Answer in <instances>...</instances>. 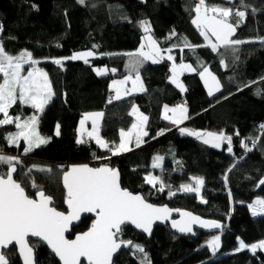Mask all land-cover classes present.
<instances>
[{
  "label": "trees",
  "instance_id": "16d2710c",
  "mask_svg": "<svg viewBox=\"0 0 264 264\" xmlns=\"http://www.w3.org/2000/svg\"><path fill=\"white\" fill-rule=\"evenodd\" d=\"M206 2L245 11L246 17L233 39L251 42L234 46L235 51L220 48L213 52L210 47L200 46L181 52L175 47L170 54L175 63L192 64L197 72L202 70L198 61L209 67L220 80L221 91L209 96L197 72H185L180 79L186 91L181 92L170 81L173 62L166 59L169 53L163 52L165 59L161 62L144 61L139 67L144 91L108 103L111 81L130 74L131 58L125 53L137 51L142 43L140 21L149 22L150 32L162 50L183 46L184 38L192 45L206 44L191 23L195 0H0V41L5 50L10 54L28 50L42 59L39 64L48 73L54 93L44 111L38 113L39 131L51 140L25 155L23 142L20 146L10 145L6 139L7 130L14 126L3 125L0 149L19 157L15 179L23 182L26 192L35 197L37 189L31 181L42 183L41 189L54 198L60 211L67 209L63 171L72 163H89L119 169L122 186L153 203L189 209L225 224L222 232L196 231L195 237L174 233L169 226L157 227L150 238L127 226L121 239L141 245L151 264H264V251L258 250L255 255L247 248L236 251L237 238L249 245L264 240V215L253 216L248 207L256 197H264V185L258 184L264 178V130L260 128L264 125V43L259 39L264 38V0H243V4L241 0ZM231 22L235 23V18ZM173 32L175 36L169 39ZM93 45L98 47L93 49ZM83 50L96 53L88 64L65 60L61 67L51 62ZM103 67L109 69L108 73L97 75L94 69ZM113 68L115 73L110 71ZM181 103H186L191 117L187 122L177 126L162 118L164 105ZM133 105L149 118L143 145L112 155L99 146L77 143L80 116L103 110L101 135L105 141L118 144L120 131L129 130L135 121L129 114ZM36 111L19 102L10 108L11 113L22 116ZM183 127L222 130L233 137V152L227 151V143L214 148L195 136L182 135L179 128ZM161 130L164 134L158 135ZM252 140L257 141L255 146ZM241 141L252 150L246 151ZM156 155L164 157L160 168L152 167ZM6 171L7 166L0 165V172ZM149 174L161 178L166 185L163 192L158 190L159 185L146 183ZM192 177H203L201 197L207 203H202L196 193L179 190ZM167 186L174 195H169ZM93 220L92 216L83 218L70 237L86 231ZM212 235L221 236V247L215 254L206 244ZM35 249L37 264H60L43 243L38 242ZM6 252L9 264H22L15 247ZM143 256L130 246L121 251L114 264H140Z\"/></svg>",
  "mask_w": 264,
  "mask_h": 264
},
{
  "label": "snow or ice",
  "instance_id": "6c2138e0",
  "mask_svg": "<svg viewBox=\"0 0 264 264\" xmlns=\"http://www.w3.org/2000/svg\"><path fill=\"white\" fill-rule=\"evenodd\" d=\"M84 3V0H79ZM243 4V0H241ZM192 11L195 13L191 23L197 28L199 34L206 42L205 45H192L183 39L182 45H173L172 48L161 49L158 42L150 34L151 28L147 20L139 22L140 27L145 33L144 41L140 48L135 52L125 53L131 59L128 64L129 75L122 80H113L110 89L115 95L109 99L108 103L113 100H120L124 95H130L135 91H144V86L139 74V67L144 61L159 63L165 56L163 52L169 53L167 60L172 61L170 81L181 92L186 91L180 76L185 72H197V68L192 64L181 62L175 63V58L170 54L175 47H180L183 52L184 48L195 49L200 46L210 47L213 52H218L220 48L231 49L235 51L237 45L248 43L240 39H232L237 28L246 17L245 11L233 10L231 7H220L210 5L206 0H196ZM255 11V10H254ZM235 18V23L231 22ZM3 31V25L0 24V32ZM175 36L173 32L169 39ZM213 38L215 42H213ZM264 43V38H259ZM98 47L93 45V49ZM147 49V50H146ZM93 50L75 52L70 57L54 58L52 63L63 66L65 60H82L88 64L90 57H95ZM41 61L33 58L30 51H21L18 55L9 54L0 41V113L3 119H0V126L15 124L18 131L8 133L6 139L10 145H19L23 140L26 144L24 154L32 152L35 148L45 145L49 138L42 136L38 130L39 117L32 115L25 120L21 116L12 117L9 115V109L19 102L22 105H28L42 113L45 106L49 103L54 95L52 84L49 80L48 73L42 68L37 67ZM224 61L221 60V64ZM25 65L28 69L25 74ZM198 66L202 69L197 74L203 81L207 94L213 96L220 92L222 84L214 75L209 67L198 61ZM97 75H105L109 69L106 67L95 68ZM115 73L116 69L110 70ZM132 73H135L133 78ZM131 81L132 87L129 89L126 85ZM251 84L245 85L250 87ZM171 113V115H169ZM136 117V122L131 125L128 131H120V141L109 147V143L101 138L99 122L103 118V112L85 113L80 120V128L77 143H84V137L95 140L100 148L108 149L112 155H118L122 152L131 151L130 144L135 142V147H140L144 143L143 137L148 136L145 130L148 116L140 113L138 108L133 105L129 113ZM162 118L173 125L179 126L185 120L190 119L186 103L177 104L174 107L164 105ZM91 121V130L85 125ZM260 128L264 130V125ZM182 135L195 136L203 141L204 144H210L214 148H220L223 143H227V151L233 152L231 135L224 131H196L187 127L179 128ZM161 130L158 135H163ZM56 135H60L59 125L56 126ZM235 135H239L237 131ZM256 140H252L255 146ZM241 146L246 151L252 148L247 143L241 141ZM164 160L163 156H156L153 159V168H160ZM21 161L19 157L10 156L3 153L0 149V165H6L7 171L0 172V264H9L8 253L5 251L10 246L18 247L19 256L23 264H35L34 248L38 242H45L51 250L59 257L62 264H83L82 258L87 264H113V256L121 247L135 249L136 252L144 253L140 264H151L144 248L139 244H133L131 240L121 239L124 229L132 225L136 229L142 230L149 235L152 234L153 225L157 222H164L171 218L173 211L178 212L180 219H172L171 226L181 233H193V225H198L204 229H221L223 225L216 220L202 219L188 211L180 209H170L167 206L157 207L145 199L139 193L134 194L127 188L121 187L120 174L115 168L104 165L101 167H90L87 164L72 165L63 171V187L65 189L64 203L67 205L66 211H59L54 206L53 198L46 195L33 181L32 187L37 189L33 198L28 194L23 186V182L14 179L13 174L17 172V165ZM179 163V162H177ZM33 165V168H36ZM235 167V165H233ZM39 171H51L50 169L39 168ZM29 173L32 171L30 168ZM231 171V169H229ZM227 175L224 180L227 183ZM194 183L182 184L180 191L185 193L200 194L204 185L203 177H192ZM147 184L156 187L163 192L166 185L158 176L148 175L145 177ZM259 185H264V178L260 179ZM169 187V195H174ZM231 195V193H229ZM202 203H207L201 197ZM248 207L252 215H264V199H256ZM82 214H94L95 219L92 221L90 228L74 239H68L66 233L73 227L74 221H80ZM31 238H37L35 241ZM239 246L236 251L244 249L250 250L253 255L258 250L264 251V240L246 244L239 239ZM207 247L213 254L221 247V236L212 235L206 241Z\"/></svg>",
  "mask_w": 264,
  "mask_h": 264
},
{
  "label": "water",
  "instance_id": "95a60500",
  "mask_svg": "<svg viewBox=\"0 0 264 264\" xmlns=\"http://www.w3.org/2000/svg\"><path fill=\"white\" fill-rule=\"evenodd\" d=\"M83 164H87V165L90 166V167H101V166H104V165H101V166H92V165L89 164V163H72V164L69 165V167L72 166V165H83ZM115 169H117V168H115ZM117 170L119 171V169H117ZM119 174H120V171H119ZM13 177H14V179H15V173L13 174ZM62 180H63V179H62ZM120 183H121V174H120ZM259 186H261V185H259ZM121 187H123L122 184H121ZM123 188H124V187H123ZM128 190H129V189H128ZM129 191H130V190H129ZM131 192H132V191H131ZM133 193H134V194H137V193H135V192H133ZM139 194H141V193H139ZM46 195H47V194H46ZM141 195H142V194H141ZM33 198H36V196L33 197ZM52 198H53V197H52ZM145 199H146V198H145ZM146 200H147V199H146ZM53 202H54V206H55V200H54V198H53ZM147 202H149V203H151V204H153V205H155V206H157V207H160V206H167V207H169L170 209H180V208H172V207H170V206H168V205H163V204L153 203V202H151V201H149V200H147ZM180 210H181V211H188V212H191V213H193L194 215L200 216L202 219H209V218H204V217H202L201 215H199V214H197V213H195V212H193L192 210H189V209H180ZM59 211H60V210H59ZM88 216H92V217L95 219L94 214H82V218H81V220H80V221H74V222H73V227L70 229V231H69L68 233H66V237H67L68 239H74L75 236H76L77 234L82 233V232H80V233L75 234L73 237H70V236L72 235V233H73L74 228L77 227V226L81 223V221H82L83 218L88 217ZM172 219H180L179 213L173 211L172 216H171V218H170L169 220L164 221V222L157 221V222L153 225V229H152V234H151V235H149V234H147V233H144V232H143L142 230H140V229H136V228H135L134 226H132V225H130V226L133 227L137 232L144 234V235H145L146 237H148V238H150V237L153 235V233H154V231H155V229H156L157 227H167V226H169L170 229H171L174 233H177V234H180V235H183V236H191V237H195V235H196V231H203V232H205V233H214V232H218V233H219V232H222V231L225 230V224L222 223V222H220V223L223 225L222 230H221V229H204V228H200L198 225H193V232H194V234H193V233H181V232H179L178 230L172 228V226H171V220H172ZM209 220H213V219H209ZM218 222H219V221H218ZM89 228H90V227H89ZM89 228H88V229H89ZM88 229H87V230H88ZM87 230H86V231H87ZM36 239H37V238H31V240H33V241H35ZM41 243H43L44 245H46V246L48 247L49 251H50L51 253H53V254L56 256V254L51 250V248H50L45 242H41ZM129 247H130V246H129ZM129 247H127V248H129ZM11 248H12V246H10L9 249H6L5 251H9ZM15 248H16L17 254H18V256H19L18 247H15ZM123 249H125V247L122 246L121 249H120L116 254H114V256H113V264H114V260H115V258L121 253V251H122ZM19 258H20V260H21V263L23 264L22 258H21L20 256H19ZM56 258H57V260L60 262V264H62V261H60L59 257L56 256ZM34 259H35V264H37V255H36V249H35V248H34ZM82 261H83V264H87V261L84 260V258H82Z\"/></svg>",
  "mask_w": 264,
  "mask_h": 264
},
{
  "label": "rangeland",
  "instance_id": "374dc122",
  "mask_svg": "<svg viewBox=\"0 0 264 264\" xmlns=\"http://www.w3.org/2000/svg\"><path fill=\"white\" fill-rule=\"evenodd\" d=\"M195 2H196V0H195ZM234 23V22H233ZM150 34L152 35V37H153V39H155V37L153 36V34L150 32ZM236 34V33H235ZM144 36H145V33H144V35H143V37H142V43H145V41H144ZM235 36V35H234ZM233 36V37H234ZM233 37H232V39H233ZM156 40V39H155ZM213 42H215V40H214V38H213ZM141 43V44H142ZM141 46V45H140ZM140 48V47H139ZM147 50V49H146ZM23 51H28V50H23ZM83 51H86V50H83ZM76 52H81V51H76ZM75 53V52H74ZM10 54V53H9ZM19 54V53H18ZM18 54H12V55H18ZM71 56V55H70ZM69 56V57H70ZM33 58H35L34 56H33ZM35 59H37V58H35ZM37 60H39V61H42V59H37ZM37 67H39V68H42L44 71H46L40 64H38L37 65ZM27 69H28V65H25V74H26V71H27ZM210 69V68H209ZM211 70V69H210ZM212 72V71H211ZM213 73V72H212ZM214 74V73H213ZM215 75V74H214ZM122 79H124V78H116V79H114V80H122ZM181 80V79H180ZM182 82V81H181ZM112 83V82H111ZM183 83V82H182ZM184 84V83H183ZM126 87H128V85H126ZM129 89L131 88L130 86L128 87ZM53 90V89H52ZM136 94V93H135ZM131 95V94H130ZM53 97V96H52ZM52 99V98H51ZM50 102V101H49ZM137 107V106H136ZM138 108V107H137ZM139 110V109H138ZM139 112L140 113H142L140 110H139ZM38 113L39 112H33V113H31V114H28V115H25V116H22L21 114H13V113H11L10 112V109H9V115L10 116H12V117H15V116H17V115H19V116H21V120H25V119H27L28 117H30V116H32V115H37L38 116ZM0 114H2V113H0ZM145 115V114H144ZM135 117V116H134ZM1 119H3V116H2V118ZM134 122H136V117H135V121ZM10 125H13L14 127H9V129L7 130V132H6V136H7V134L8 133H14V132H16V131H18L17 129H16V127H15V124H10ZM37 130H38V132L41 134V132L39 131V127H37ZM145 130L147 131V127L145 128ZM125 131H128V130H125ZM196 131H204V130H196ZM148 132V131H147ZM42 136H44V137H46V138H49V141L51 140V137H49V136H45V135H43V134H41ZM78 135H79V132H78ZM146 137V136H145ZM145 137H143V140H145ZM200 140V139H199ZM202 141V140H201ZM23 142V149L26 147V144H25V142L23 141V140H21L20 142H19V145L18 146H20V144ZM203 142V141H202ZM208 145H210V144H208ZM223 145H224V143L222 144V146L220 147V148H222L223 147ZM149 175H152V174H149ZM148 176V175H147ZM33 181L35 182V184L37 185V186H39V188L41 189L42 187H43V184L42 183H40V182H38V181H36V180H34V179H32V181H31V183H33ZM190 183H194L193 181H190ZM188 184V183H187ZM203 188V187H202ZM201 193H202V189H201V192H200V194L198 195L200 198H201ZM258 198H260V199H264V197H256L250 204H252L256 199H258ZM250 209V208H249ZM250 211H251V209H250ZM251 214H252V212H251ZM257 216H260V215H257ZM256 216V217H257Z\"/></svg>",
  "mask_w": 264,
  "mask_h": 264
},
{
  "label": "crops",
  "instance_id": "0c3cea01",
  "mask_svg": "<svg viewBox=\"0 0 264 264\" xmlns=\"http://www.w3.org/2000/svg\"><path fill=\"white\" fill-rule=\"evenodd\" d=\"M220 7H223V6H220ZM133 78H134V76H133ZM113 81V80H112ZM111 81V82H112ZM141 81H142V79H141ZM143 83V82H142ZM110 85H111V83H110ZM128 85V87L130 86V87H132V84H131V81H129V83L127 84ZM127 87V88H128ZM141 91H135V92H132L131 94H135V93H140ZM124 96H126V95H124ZM123 96V97H124ZM170 108L171 107H174V106H169ZM163 111H164V107H163V110H162V115H163ZM93 112H103V110H95V111H90V112H86V113H93ZM104 113V112H103ZM85 113H83L81 116H80V118H79V121H78V129L80 128V120L82 119V117H83V115H84ZM169 115H171V113H169ZM188 115H189V113H188ZM103 119V118H102ZM102 119L100 120V122H99V125H100V135H101V124H102ZM188 120H185L182 124H180V125H183L185 122H187ZM91 121H89V122H87L86 123V125H85V127L90 131L91 130ZM101 138L102 139H104L103 137H102V135H101ZM94 141V144L92 145V147H96V146H98L97 144H96V142H95V140H93ZM144 143H145V140H144ZM144 143H142L141 145H143ZM140 145V146H141ZM133 146H135V142L133 141V143L132 144H130V147H131V149L133 148ZM122 153H124V152H122ZM156 156H158V155H156ZM156 156H154V157H156ZM160 156V155H159ZM154 159V158H153ZM163 162H164V160H163ZM163 162H162V164H161V167H162V165H163ZM152 164H153V161H152Z\"/></svg>",
  "mask_w": 264,
  "mask_h": 264
},
{
  "label": "built area",
  "instance_id": "2783aa9c",
  "mask_svg": "<svg viewBox=\"0 0 264 264\" xmlns=\"http://www.w3.org/2000/svg\"><path fill=\"white\" fill-rule=\"evenodd\" d=\"M115 95L114 91L110 90L108 93V99L112 98ZM84 144L88 145V146H92L93 145V140L89 139L87 136L84 137ZM109 143V147H112V145L114 144V142H108ZM108 151V149H106ZM110 152V151H108Z\"/></svg>",
  "mask_w": 264,
  "mask_h": 264
}]
</instances>
